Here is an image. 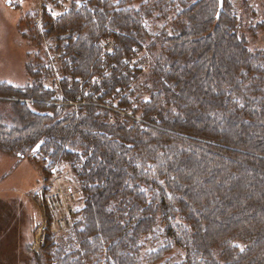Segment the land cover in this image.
<instances>
[{
	"label": "trees",
	"instance_id": "trees-1",
	"mask_svg": "<svg viewBox=\"0 0 264 264\" xmlns=\"http://www.w3.org/2000/svg\"><path fill=\"white\" fill-rule=\"evenodd\" d=\"M43 21L64 37L47 48L25 29L0 150L64 173L80 203L32 263L264 264V17L244 26L230 0H71Z\"/></svg>",
	"mask_w": 264,
	"mask_h": 264
},
{
	"label": "rangeland",
	"instance_id": "rangeland-1",
	"mask_svg": "<svg viewBox=\"0 0 264 264\" xmlns=\"http://www.w3.org/2000/svg\"><path fill=\"white\" fill-rule=\"evenodd\" d=\"M230 1L244 26L264 17V8L260 6L263 0ZM70 4L71 0H0V82L26 85L25 65L33 47L25 40V29L28 34H37L38 31L39 42L48 48L55 37L60 39L64 35L52 33L44 38L43 15L47 18L55 16L68 9ZM30 24L35 30L29 29ZM259 40L263 43L260 47H263L264 34ZM7 102L4 99L0 111L10 113ZM51 172L52 175L46 178L31 162L0 150V264H33V246L41 252L40 240L52 233L40 231L51 229V220L47 219L51 213L46 209V197L51 191L71 190L76 194L75 204L79 206V194L73 182L62 178L64 173H53L54 169Z\"/></svg>",
	"mask_w": 264,
	"mask_h": 264
},
{
	"label": "built area",
	"instance_id": "built-area-1",
	"mask_svg": "<svg viewBox=\"0 0 264 264\" xmlns=\"http://www.w3.org/2000/svg\"><path fill=\"white\" fill-rule=\"evenodd\" d=\"M46 202L51 213V229L45 228L40 231H52V235H56L68 230L76 215V197L74 193L71 190H54L47 195ZM45 239L40 240L41 246L44 244Z\"/></svg>",
	"mask_w": 264,
	"mask_h": 264
},
{
	"label": "bare ground",
	"instance_id": "bare-ground-1",
	"mask_svg": "<svg viewBox=\"0 0 264 264\" xmlns=\"http://www.w3.org/2000/svg\"><path fill=\"white\" fill-rule=\"evenodd\" d=\"M29 172H30V171H29ZM46 237H50V238H52V233L47 234Z\"/></svg>",
	"mask_w": 264,
	"mask_h": 264
},
{
	"label": "water",
	"instance_id": "water-1",
	"mask_svg": "<svg viewBox=\"0 0 264 264\" xmlns=\"http://www.w3.org/2000/svg\"><path fill=\"white\" fill-rule=\"evenodd\" d=\"M220 7L222 6V0H219Z\"/></svg>",
	"mask_w": 264,
	"mask_h": 264
}]
</instances>
